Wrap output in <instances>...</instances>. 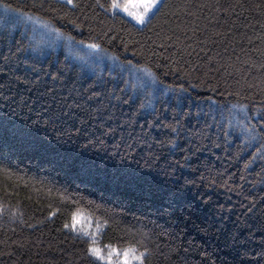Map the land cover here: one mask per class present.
<instances>
[{"label":"trees","instance_id":"obj_1","mask_svg":"<svg viewBox=\"0 0 264 264\" xmlns=\"http://www.w3.org/2000/svg\"><path fill=\"white\" fill-rule=\"evenodd\" d=\"M77 3L0 0V119L37 122L42 142L0 149V264H106L64 228L72 212L108 222L92 229L104 256L135 245L145 264H264V0H164L145 25ZM2 4L110 64L36 49L34 22L5 24ZM80 154L104 158L99 179L59 163Z\"/></svg>","mask_w":264,"mask_h":264},{"label":"snow or ice","instance_id":"obj_2","mask_svg":"<svg viewBox=\"0 0 264 264\" xmlns=\"http://www.w3.org/2000/svg\"><path fill=\"white\" fill-rule=\"evenodd\" d=\"M59 3L69 7L70 10L80 7L77 0H59ZM163 3L164 0H110V3H108L106 7L100 0H96L95 7L110 11L113 16H116L118 12H123L128 17H131L137 24L145 25L160 12ZM33 6H35V4ZM40 6L42 7L43 5ZM2 7L6 16L4 21L5 24L8 23L7 17L9 16H14L17 22H22L25 19H32V17L27 16L23 8H13L11 4H2ZM77 27H79V25H77ZM55 31L58 33L60 30L55 29ZM81 43H83V41H81ZM87 47L96 50L100 49V45L96 43L88 44ZM45 115L46 119L44 116L40 117V119L44 120L45 125H55L56 121L59 119V116L55 113L50 115L45 113ZM36 123L37 122H34L33 125H28L26 122H21L9 126L8 122L0 119V149L12 147L14 145L25 150H39L42 142L40 139V129L36 126ZM64 135H67L70 139L71 132L61 133L58 137V142H65L63 141ZM49 162L51 163L52 161ZM104 162V158L95 160L83 154L73 157H64L59 161V163L65 166L70 173L74 174L77 179L88 183H92L100 178L103 172ZM53 215H55V213H53ZM107 226V221L103 222V228L95 221L85 226L83 217L78 212H72L71 223L64 224V228H71L77 233L78 237L83 236L92 241L85 249V255L89 259L106 260L107 264H145L147 255H149L148 250L145 249V251L141 252L135 245H129L122 251L118 247L113 248L112 245H107L108 252L105 257L102 249L95 246V234L92 229L95 227L96 233L98 234L106 230ZM260 255L264 256V252Z\"/></svg>","mask_w":264,"mask_h":264},{"label":"rangeland","instance_id":"obj_3","mask_svg":"<svg viewBox=\"0 0 264 264\" xmlns=\"http://www.w3.org/2000/svg\"><path fill=\"white\" fill-rule=\"evenodd\" d=\"M120 13L128 17L125 13L123 12ZM128 18L132 20L131 17ZM31 21L34 22V20ZM132 21L135 22L134 20ZM31 28H33L31 34L32 44L36 47V49H44V48H52V47H56L57 50L65 49L68 51V54L75 62L81 65L84 64V66H87V64H85V61L89 64L88 66H90L91 64L92 65L101 64V66L110 64V62L108 61V59L110 58H108L106 52L102 50L99 51L96 49H91L88 48L87 46H77V47L73 46V44L64 36H62L59 32L57 33L52 28H49L48 26L42 24L39 21L37 22L35 21L33 24L31 23ZM124 71H126L127 73L135 77L137 80H139V82L143 84L140 87H151L154 90H158L157 86H154L156 82L154 81L153 76L146 70H143L141 68H135L131 65V66H126ZM83 222L85 226L89 224L87 219H85L84 217H83ZM106 256L107 255H105V257ZM101 261L107 264L106 260H101Z\"/></svg>","mask_w":264,"mask_h":264}]
</instances>
